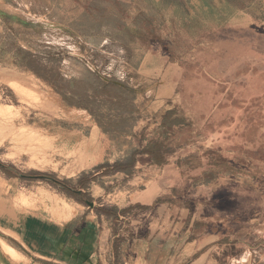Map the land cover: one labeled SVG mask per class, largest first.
<instances>
[{
    "label": "crops",
    "instance_id": "1",
    "mask_svg": "<svg viewBox=\"0 0 264 264\" xmlns=\"http://www.w3.org/2000/svg\"><path fill=\"white\" fill-rule=\"evenodd\" d=\"M94 1L98 0H0L4 19L9 18L11 8L19 12L22 24L18 29L28 18L51 34L36 30L29 35L40 47L33 48L23 39L13 42L23 58L12 59V66L55 92L61 89L57 94L71 122L85 120L86 115L99 119L92 104L104 101L108 104L104 117L124 124L121 129H106L93 122L89 136H101L102 142L116 150L121 147L115 141H121L126 144L121 148L124 152L139 147L136 136L159 131L165 112L179 117L180 130L193 121L205 130L211 123L219 126L223 116L251 109L264 99V0H100L96 5ZM29 57L40 65L41 76L28 67ZM76 59L84 64L81 74ZM71 61L72 72L68 70ZM45 66L52 71L46 72ZM3 79L19 95L15 85L21 81L10 76ZM21 84L22 99H39L32 86ZM83 100L89 103L78 105ZM144 143L143 149L148 145ZM162 158L175 163L168 154ZM137 160L136 168H146L142 175L156 173L140 190L143 199L136 204L153 206L140 210L139 215L146 214L143 223L135 224L134 218L129 225L133 238L125 245V264H264V220L249 233L261 241L259 246L227 252L223 263L214 248L217 234H198L201 218L187 220L190 229L186 226L180 235H165L160 223L173 206L153 202L164 194L158 182L164 184V179L178 172L159 167L148 154ZM0 171V195H5L11 191L6 182L15 183L18 178ZM132 184L136 180H129L127 187ZM88 189H80L86 200L68 198L73 204L54 194L52 215L46 211L52 200L46 188L39 194L44 208L24 206L15 198L19 211L11 210L0 218V264H115L110 255L111 223L103 222L95 211L96 195ZM118 190L112 189L109 197L118 196ZM204 192L210 194L209 199L219 194ZM65 207L71 208L70 216L56 218L53 210L67 211ZM204 207L211 208V204ZM4 246L14 247L19 254L11 255Z\"/></svg>",
    "mask_w": 264,
    "mask_h": 264
},
{
    "label": "rangeland",
    "instance_id": "2",
    "mask_svg": "<svg viewBox=\"0 0 264 264\" xmlns=\"http://www.w3.org/2000/svg\"><path fill=\"white\" fill-rule=\"evenodd\" d=\"M228 1L231 0L226 2ZM99 2L101 1H94L93 4L96 5ZM205 3L201 2V4ZM10 10L9 18L4 19L0 14V104H12L13 115L9 119H1L5 132L0 133V162L6 165L7 173L16 170L18 174L29 176L17 177L18 181L15 183L6 182V186L11 191L0 195V201L4 206L0 208V218L7 217L11 210L19 211L20 208L13 201L15 198L19 203L26 199L25 203H22L24 206L37 204L40 205L39 208H42L39 194L44 188L52 193V200L49 206H46L48 207L46 211L52 215L50 209L55 204L54 194L65 197L70 204L73 203L68 198L73 197L47 180L37 178V175L70 180L69 185L74 187L77 186L79 177H89L94 174L97 167L111 165L117 161L127 164L136 149H127L122 152L121 148L126 144L121 141H115L116 147H121L116 150L111 148L113 147L111 143L102 142L101 136L98 139L95 136H89L92 133L93 122H98L106 129L123 128L122 122L112 123L104 117L103 112L108 109V104L104 101L92 104L99 119H89V115H86L85 120L71 122L72 117L65 111L61 95L49 88L48 84L12 66V59L23 58L13 42L23 39L34 48L37 45L32 43L29 35L34 34L36 30L39 33L51 34L28 18L21 30L18 29V25L22 24L18 20L19 12L15 8ZM44 54L50 55L46 51ZM76 61L79 73L84 64L79 59ZM68 70L74 71L72 61ZM9 76L27 83L29 87L32 86L39 99L24 100L15 94L4 82L3 78ZM63 91L66 92V89ZM82 117L81 115L80 118ZM218 124L219 126L211 123L208 129L204 130L193 121L192 130L188 128L181 130L182 134L174 141L179 145L177 143L174 152L168 154L175 163L168 164L165 160V164L159 166L161 168L168 166L167 171L175 170L178 173L172 179L171 177L164 179V184L158 182L164 187L162 191L164 194L153 204L160 201L159 203L164 202L173 206L171 214L164 216L160 223L166 231L165 235H172V233L180 235L182 230L190 229L189 224H185L187 220L203 219L197 224L198 234L213 235V232L217 234L214 248L217 250V259L223 263L227 252L244 249L247 245L255 249L261 242L251 237L249 233L260 227L259 221L264 220V99L261 98L260 102L253 105L251 109L246 107L234 115L223 116ZM222 125L223 127H220ZM11 127L30 128L42 139L44 138V141L41 143L34 140L20 141L11 134ZM136 137L139 146L137 149H143L145 140L148 143L155 134H143ZM139 156L141 155L138 154L135 157L136 165ZM112 159L115 161L111 162ZM211 159L221 164L213 165L207 170H196L201 167V164L207 166ZM136 165L129 169L128 173L103 169L102 172L95 173V180L86 190L96 195L95 207H104L111 211L114 210L112 208H116L117 215H120L116 221L115 214L110 216L105 213L100 214L103 216V222L111 223V233L114 237L110 255L115 264H125L123 260L127 253L125 245H128L129 240L133 238L129 225L134 218H136L135 224L143 223L146 220V214L139 215L143 212L140 210L149 211L148 209L153 206L143 207L136 202L143 199L139 194L140 190L150 184L151 176H155L156 172L146 171V174L142 175L146 168H136ZM190 168H194V171H190ZM185 174L187 176H184ZM133 179L136 180V184L127 187L128 181ZM118 188L121 191L118 190L119 195L113 194L109 197L108 193ZM205 189H208V192L219 191V194L209 199L210 194H206ZM56 202L60 203V200ZM205 203L211 204V208L204 207ZM129 206L132 207L130 212L123 215L120 210ZM207 217L210 221L206 223L204 218ZM56 218L60 219L59 216ZM182 219L183 227L179 225ZM164 220L166 223L163 225ZM186 226H188L187 229ZM109 239L112 240L111 237Z\"/></svg>",
    "mask_w": 264,
    "mask_h": 264
},
{
    "label": "trees",
    "instance_id": "3",
    "mask_svg": "<svg viewBox=\"0 0 264 264\" xmlns=\"http://www.w3.org/2000/svg\"><path fill=\"white\" fill-rule=\"evenodd\" d=\"M27 65L30 69H32L36 74L38 73V66H40L35 58L33 57H29L27 59ZM42 69H44L46 72H51L52 69H49L47 66H45L44 68L42 67ZM40 76L42 74H39ZM61 89L58 88L57 93L60 92ZM86 98V97H85ZM84 98V99H85ZM89 101L88 100H83L82 103L78 104V105H86L88 104ZM181 123L179 117L177 116V118H173L172 116H170L169 112H165L162 123H161V129L158 131H156L155 137L149 140V144L144 147V149H136L130 158V161L127 162V164L123 163L122 161H117L114 162L113 164H107L104 166H100L97 167V169L95 170L94 174L89 175V177H84L81 176L78 179V183L77 186H70L69 182L70 180H65V179H57L56 177H51L48 175H37V178H40L42 180H47L48 182H50L51 184H53L54 186H56L57 188H59L60 190H64V192L69 195L70 197H74L77 200H83L85 199V193L80 191V189L86 188L89 186V184L91 182H93L95 180V173L97 172H102L103 169H113L116 171H126L127 173L129 172V169H131L132 167H134L136 165V160L135 157L136 155L140 154V155H144V154H148L150 156H152L154 158V160H156V164L158 166H161L164 163V159L162 157H164V155L167 154H172L174 152L175 146H177V143L174 142L177 138L180 137V135L182 134V131L180 130V128H178L177 126H179V124ZM188 125L186 128H188V130H190L193 125L191 124H186ZM183 130V129H182ZM179 145V143H178ZM221 162L219 161H215L212 160L210 161V163H208V165H202L201 167H198V169L196 170H207L208 168H210L211 166H217L220 165ZM0 169L6 173V175H8L9 177H27V176H23L21 174H18V172L15 170L13 172L7 173L8 169L6 167V165H4V163L0 162ZM190 171H194V168H190ZM39 174V173H38ZM184 176H187L186 174ZM86 200V199H85ZM90 201V200H89ZM160 202V201H159ZM132 207L129 206V208H123L121 209V213L123 215L128 214ZM114 210H107L104 207H95V211H97V213L102 214L105 213L106 215L110 216L112 214L116 215V221L119 219L120 215H117V211L116 208H112Z\"/></svg>",
    "mask_w": 264,
    "mask_h": 264
},
{
    "label": "bare ground",
    "instance_id": "4",
    "mask_svg": "<svg viewBox=\"0 0 264 264\" xmlns=\"http://www.w3.org/2000/svg\"><path fill=\"white\" fill-rule=\"evenodd\" d=\"M9 85V84H8ZM21 82H17L16 83V88H17V92H18V94L20 95V94H22V91H24V87H21ZM16 92V93H17ZM34 95H36V94H34ZM38 96V95H37ZM12 108H13V106L12 105H4V104H0V133H1V131L2 132H5L3 129H4V127H3V124H2V122H1V119H9V117L10 116H12L13 115V113H12ZM4 122V121H3ZM11 134L13 135V136H15V137H17L18 138V140H20V141H26V140H34V141H38V143H41V142H43L44 141V138L42 139L41 138V136L37 133V132H35V131H33L32 129H30V128H26V129H15V128H12L11 127ZM70 144V143H69ZM3 186V185H2ZM5 186V185H4ZM17 199V198H16ZM43 199V198H42ZM18 200V199H17ZM26 200V199H25ZM25 200H23V202L25 201ZM56 200V199H55ZM22 202V203H23ZM27 202V201H26ZM25 203V202H24ZM26 204H28V203H26ZM65 209H67V211L66 210H62V212H60L58 209H54L53 210V212H55V216H59L60 218H62V217H68V216H70V214H71V208L70 207H65ZM53 214V213H52ZM8 221V220H7ZM4 247H6V249H7V251L12 255V254H19L17 251H16V249L14 248V247H9V246H4ZM5 249V248H4ZM5 249V250H6ZM6 251V252H7ZM19 251V250H18ZM7 252V253H8ZM16 256V255H15ZM13 257H14V255H13ZM21 257H23V256H21Z\"/></svg>",
    "mask_w": 264,
    "mask_h": 264
}]
</instances>
